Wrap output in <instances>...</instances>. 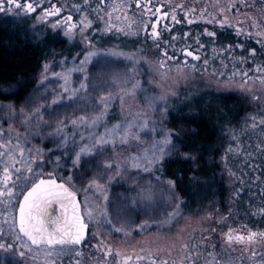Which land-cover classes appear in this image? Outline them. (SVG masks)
Segmentation results:
<instances>
[{
	"label": "rangeland",
	"instance_id": "rangeland-1",
	"mask_svg": "<svg viewBox=\"0 0 264 264\" xmlns=\"http://www.w3.org/2000/svg\"><path fill=\"white\" fill-rule=\"evenodd\" d=\"M6 9L8 10L0 11V20H11L25 27L38 41L44 40L54 31L53 23L45 19L41 20V16H30L15 8ZM63 37L67 39L66 46L59 45L48 54L42 69L31 80L33 85L28 94L22 100L0 101V106L9 105L12 109L9 111L7 107H0V131H3L4 139L11 138L15 142L18 136L20 143L27 150L28 144L24 140L28 137V133L45 140L55 129L52 126L58 125L60 120H65L63 118L70 122L79 116L95 117L102 110L100 97L109 94L113 99L106 115L95 126L85 127L89 131L83 137L105 135L115 125H122L131 120L148 121V128L138 133L140 141L130 140L128 145L117 143L114 148L104 145L103 156L97 153L100 161H114L113 168L106 170L109 179L100 181L104 185L103 190L81 191L86 188V182L91 180L95 172L86 175L83 180L78 176L77 169H72L70 173L74 188L80 193L82 208L83 201L87 199L88 206L95 217L92 222H89L90 242L81 251L85 254V258L79 260L80 263L122 264L124 257L131 256L132 259L128 261V264H151V260H156L158 264L161 259L176 261L179 264L186 254V250L183 249L185 244L189 246V250L201 253L196 264H205L208 253H212L219 263H223L219 257L218 247L221 248L224 233L231 227L228 210L223 211L216 206L199 213H185L175 181L159 176L155 166L150 171L133 168L129 157L142 154L145 148L151 149L155 142L164 138L161 121L167 118L170 101L178 99L181 94L200 93V91L216 94L236 93L247 103L257 107L264 105V86L249 82L251 90L242 88L241 85L246 78L243 79L240 74L227 76L226 74L232 73L235 69H229L225 65L192 63L184 66L181 61L171 64L170 61L163 59L152 43L143 42L145 45L148 44L149 50L142 53L136 52L130 56L122 51L121 53L113 50L112 53L102 52L88 42L81 30H75L72 35ZM79 44L81 50H77L75 57L69 59L65 50ZM124 46L122 44L117 49L120 51ZM132 47L140 48L135 42L132 43ZM161 61H165L163 67L160 66ZM45 65H50L47 71H45ZM192 65H195V69L191 67ZM69 69L72 71L70 84L67 86L78 89L80 84H85L86 89L77 92L69 99L61 98L59 104L53 105L51 99L56 98L64 86L63 79L56 77L55 73H64ZM45 76L48 78L45 79ZM23 83L26 84V81L4 86L3 89L13 92ZM134 85H138L135 88V94L129 95ZM68 95L63 93V96ZM254 95L260 96V100L252 99ZM160 96H164L165 100H159ZM64 104H66L65 110L61 114L62 111L56 108ZM42 105L44 107H41ZM37 107H40L43 121L33 117L25 123L26 117L32 116ZM52 112H56L59 119L50 118ZM113 116L115 117L113 124L105 125L108 117ZM101 127L103 130H100ZM150 129L154 130L149 131ZM133 131L135 132L136 129ZM83 142L80 140V143ZM173 146L172 142L168 145L173 150L165 156L178 155L177 149ZM140 163L144 164L146 161ZM222 168L221 177L227 179L230 188L235 183V179L224 166ZM37 169L41 168L33 165V170ZM117 170L119 175L116 174ZM79 171L83 172L82 161ZM170 181L173 182L171 186ZM146 189L152 192L151 199L147 201L141 198V193ZM232 190L231 200L235 196L234 188ZM105 196L107 199L104 198ZM20 198L21 196L15 198L13 208L20 202ZM177 204H179L178 209L175 207ZM102 210H106L107 217L112 222L111 225L105 223V217L100 214ZM0 211L6 214L4 205H0ZM173 213L176 215L172 216ZM222 219L223 223L220 222ZM164 221L167 223H163ZM144 224L148 226L140 229L139 226ZM113 225L116 227L123 225L124 232L114 231ZM93 232L96 235H93ZM125 232L128 234L126 235ZM101 241L103 246L111 249L112 255L97 249L96 246ZM149 253L153 254L151 260L137 261V256H147ZM64 256H71L73 261L77 258L74 255L65 254L58 257L57 261ZM40 259H44L43 255ZM186 263L189 264L187 261Z\"/></svg>",
	"mask_w": 264,
	"mask_h": 264
},
{
	"label": "snow or ice",
	"instance_id": "snow-or-ice-1",
	"mask_svg": "<svg viewBox=\"0 0 264 264\" xmlns=\"http://www.w3.org/2000/svg\"><path fill=\"white\" fill-rule=\"evenodd\" d=\"M41 0H27L24 4L17 2V0H0V11H6L5 5L9 8L15 7L16 9L24 8L26 12H34L36 8L33 6H40ZM100 4H103L105 0H98ZM87 4V0H84ZM151 0H144L141 3L137 0L135 7L142 10V14L147 16L149 13L151 16L156 17L155 22L152 23L151 27V37L154 40L159 39V32L156 26L160 24L161 20L170 17L172 21L179 23L180 21L176 18V8L181 9L185 12V16L190 13H197L198 10L195 8L185 9L183 4H177L173 6L172 12H163L161 15V7H149ZM215 11H209L208 7H204L199 10V15H207L210 18L207 20L209 24H217L221 28L223 27H235L237 36L247 35L251 37L252 35L264 37V10H262L259 17L248 16L246 14V19L250 22V27L256 29L255 33L252 31H246L243 27H237L229 22V17L227 13L235 8V0H230L228 4L221 5L220 0H213ZM129 5H114L113 11H118L120 8ZM80 11L79 8L76 9ZM62 9L57 7H51L50 9H42L43 15L40 17L43 20L49 16H59ZM109 19L112 17V13H107ZM117 20L120 19L119 16L116 17ZM124 22L126 24L125 28H119L118 31L124 32L125 35H135L136 33L131 31L133 23H137L130 19L126 14L124 16ZM192 20H188V23H192ZM139 24L147 29L148 25L145 21H138ZM243 24V22H240ZM91 26V21L87 20L84 16L78 23H72V16L63 17L61 20H57L52 24V27L63 28V34L65 36L72 35L73 31L79 27L83 32L88 27ZM114 25H109L105 31H111ZM167 28V26H165ZM170 30V29H168ZM204 35L210 38L216 37L215 31H205ZM175 39V37L173 38ZM196 43L199 44V38L197 37ZM257 43H261L260 40ZM159 46V45H157ZM239 47V45H237ZM203 48V45H200ZM232 46H228L226 49L221 51H232ZM199 49L189 51L187 49L182 50V54L192 57L194 60H201V56L195 54ZM215 51V50H213ZM251 54L255 55V50H252ZM163 56L166 60H171L173 57H169L167 51L163 52ZM87 58L85 59V63ZM186 63V62H185ZM205 65L208 64V60L202 61ZM165 61L160 62V66L163 67ZM50 65H45V71L49 69ZM195 69V65L191 66ZM72 69L67 70L64 73H55V76L63 79L64 86H62L60 93L56 98L51 99V104H59L61 98L69 99L79 91H84L86 89L85 84H80L78 89H72L67 85L70 84V75ZM255 72L264 74V67L257 66ZM238 73H234L236 75ZM246 78L242 83L241 87L247 90H251L249 82L251 84H260L264 86V75L251 77L247 72L243 73ZM48 77L45 76V79ZM43 82V81H42ZM138 85H134L133 88L128 93L129 95L135 94V88ZM63 93H68V96H63ZM113 97L111 94L107 96L100 97L101 111L95 117L79 116L76 119H72L70 123L74 126H85L92 127L95 126L99 121H101L107 113L108 106L112 101ZM159 100H165L164 96L158 97ZM254 100H260V96L254 95L252 97ZM123 100V97H121ZM0 107H7L11 111V106L3 105ZM41 107H44L43 105ZM36 120L43 121V116L40 111V107H37L32 113V116L26 117L25 123H27L32 118ZM57 116L56 112L50 114V118ZM255 121V118H252ZM259 123L264 124V120L259 121ZM256 124H253L255 127ZM56 132L53 133L55 136H61V140L57 141L61 143L62 146H66L71 138L63 135L64 128L66 127L63 120H60L58 125H53ZM148 128V121L141 119L127 121L125 123L115 125L111 130L105 133V135H93L91 137L85 138L81 135L80 139L84 141L77 145L73 151L72 166L77 169L78 176L83 180L86 175L91 173H96L92 175L91 180L86 182V188L81 191H86L87 189L103 190L104 185L100 182L101 180L107 181L109 178L106 174L107 169L113 168V162H104L98 160L97 153L99 156H103V146L108 145L112 148L116 146L117 143L120 145H128L129 141H140L139 132ZM133 129H136L134 132ZM150 129L149 131H153ZM164 138L160 141L155 142L151 149L145 148L140 155L131 156L129 159L132 161L133 168H142L144 171H150L151 168L159 164L165 155L169 154L173 148L168 147L171 144L170 134H163ZM89 141H91L89 143ZM75 143V141H73ZM174 147V146H173ZM231 151V149H229ZM27 153V154H26ZM39 157L41 162L43 160V153L39 149H25L20 143V139L17 136L15 142L13 139H4L3 131H0V205H4L6 214L0 211V264H27L29 260L36 264L39 257L43 255V264H57V258L65 254H73L75 257L79 258L82 256V252L79 251V246L85 241L88 223L92 222L95 217L92 210L88 206V201L85 199L83 201V212L81 211V205L77 201L76 192L71 191L66 185H72L75 187L72 181V176L68 175L66 177H60L58 182L57 177L49 172L45 174L41 169L33 170V165L37 163L36 158ZM83 158V172H80L81 159ZM111 159V158H110ZM141 161H146L142 164ZM56 163H59L57 159ZM100 170L99 172L97 170ZM119 175V171H116ZM173 182H169L171 186ZM27 186V187H25ZM19 189V190H18ZM17 196H21V201L15 205L13 208V201ZM152 197V192L146 189L141 193V198L145 201L150 200ZM107 199V197H104ZM56 206L58 214H54L53 209ZM178 209L179 204L175 205ZM105 217V223L111 225V220L107 217L106 210H102L100 213ZM260 214L264 215V208L260 210ZM173 213L172 216H175ZM226 219V218H225ZM223 223V219L220 221ZM163 223H167L164 221ZM5 225L7 227H5ZM148 225H140V229L146 228ZM113 230L116 232H124V226L116 227L112 226ZM127 235L128 233L125 232ZM93 235H96L93 232ZM225 243L229 246L233 244L251 246L264 242V232H255L247 229L244 226L242 229L229 228L224 233ZM98 250L105 251L107 255H112L111 249L103 246L101 241L97 246ZM183 249L186 250V254L180 260L179 264H196V260L199 259L201 253L193 252L189 250L187 244L183 245ZM143 251V250H142ZM119 255V253H117ZM153 254L149 253L147 256H137V261L139 260H151ZM259 256V262L256 261V257ZM211 258V259H209ZM251 258L253 259V264H264V252H258L253 249L251 251ZM132 259L131 256L124 257L122 264H128V261ZM75 264H80L79 259L75 260ZM151 264H157L156 260H151ZM158 264H177L176 261H169L167 259H161ZM205 264H219L215 256L212 253H208L205 258Z\"/></svg>",
	"mask_w": 264,
	"mask_h": 264
},
{
	"label": "trees",
	"instance_id": "trees-1",
	"mask_svg": "<svg viewBox=\"0 0 264 264\" xmlns=\"http://www.w3.org/2000/svg\"><path fill=\"white\" fill-rule=\"evenodd\" d=\"M58 37L59 34H49L38 41L25 27L11 20H0V101L22 100L28 94L33 85L31 80L54 50ZM77 50H81L80 45L66 49L65 54L70 59L75 57ZM254 65L247 64L246 67L251 71ZM23 80L26 84L23 83L16 91L3 89ZM169 104L167 118L161 121V130L163 134H170L178 155L164 156L155 165V170L159 176L175 181L184 212L194 214L218 206L223 211L228 210L231 226L263 229L264 215L260 210L264 208V124L259 121L264 120V105L253 107L236 93L207 91L181 94ZM65 106L56 109L63 114ZM108 118L105 125H112L115 117ZM63 119L66 125L63 135L71 138L66 146L57 142L61 136L53 135L56 129L45 140L31 133L24 140L28 149H39L43 153L42 162L37 157L35 167H40L45 174L52 172L59 178L70 175L74 169L73 151L80 143L81 135L85 136L89 131L83 125L77 127ZM81 161L84 163L83 158ZM223 166L235 179L230 188L227 179L221 177ZM233 188L235 196L231 200ZM89 239L90 234L79 251L86 247ZM218 248L221 262L225 264H253L251 252L246 254L235 245L229 246L225 240ZM84 258L82 253L76 259ZM255 259L259 262L258 257ZM43 260L39 257L36 264H43ZM27 263L33 264L31 260ZM57 264H75V261L71 256H64L58 259Z\"/></svg>",
	"mask_w": 264,
	"mask_h": 264
},
{
	"label": "flooded vegetation",
	"instance_id": "flooded-vegetation-1",
	"mask_svg": "<svg viewBox=\"0 0 264 264\" xmlns=\"http://www.w3.org/2000/svg\"><path fill=\"white\" fill-rule=\"evenodd\" d=\"M17 2L24 4L27 0H17ZM136 2L137 0H105L103 4H100L98 0H87V4H85L84 0H41L40 6H36L35 3L33 4L36 8L34 12H26L23 7L20 9H16L15 7L12 8L36 17L43 15L42 9L47 10L53 6L61 8L62 11L59 16L44 18L50 23H55L57 20H61L63 17L69 15L72 16V23H78L80 19L86 16L87 20L91 21V26L83 31L84 35H86V39L105 53H112V50L117 53H121L122 51L124 54L132 56L136 54V52L142 53L148 51V44L152 43L154 44L153 47L155 46V49L158 50L162 56L163 52L167 51L168 56L173 57V59L168 60L171 64H177L181 61L184 66H188L192 63H202L203 60L207 59L208 64H211V66L225 65L229 67V69L234 68L235 71L226 74L229 77H232L234 73H238L236 75L240 74L244 79V72H247L251 77L263 75L255 72V68L258 65L263 67L264 37L256 35H252L251 37L247 35L237 36L235 34V27L226 26L221 28L217 24L207 23L210 17L207 15L200 16L199 10L208 7L209 11L214 12L213 0H151L149 7H152L153 10L155 7H161V15L163 12L171 13L173 6L177 4H183L185 9L195 8L198 10L197 13H190L185 16L184 11L176 8V18L180 22L176 23L172 21L170 17L161 20L160 24L156 26L159 32L158 40H154L150 35L152 23L155 22L156 17L151 16L150 13L147 16L143 15L142 10L135 7ZM140 2L144 3V0H140ZM229 2L230 0H220L221 5L228 4ZM124 4L129 6L120 8L118 11H113L114 5ZM5 8H9L8 5H5ZM77 8H79L80 11H77ZM262 10H264V0H235V8L229 11L227 15L231 24L237 27H243L246 31L255 33L257 30L250 27V22L246 19V14L248 16L259 17ZM109 12L112 13L111 19L107 16ZM125 14L130 19L137 22L133 23L131 28V31L136 33L135 35H125L124 32L117 30L119 28L126 29V24L124 22ZM117 16L120 17L119 20L116 19ZM141 20L147 23V29H144V26L138 23V21ZM188 20H192L193 22L188 23ZM240 22H243V24ZM109 25H114V27L111 31H105ZM165 26H167V28ZM75 30H80V28L77 27ZM75 30L73 32H75ZM206 30L215 31L217 34L216 37L213 39L204 35ZM55 34H59L58 40L54 44L55 47L59 45L63 47L66 46L67 39L63 37V28H55L54 31L50 33L52 36ZM174 37L175 39H173ZM197 37L199 38V44L196 43ZM258 40H260L261 43H257ZM133 42H136L138 48H140L134 49L131 45ZM143 42H147L148 44L145 45ZM122 44L125 46L119 51L117 47ZM200 45H203V48H200ZM237 45H239V47H237ZM228 46H232L233 50L221 51L222 49L228 48ZM183 49H190L192 51L199 49L197 53L200 52L202 54L201 60H199V62L192 58L186 60L185 55L182 54ZM252 50H255L254 56L251 54ZM163 59L166 60L164 56ZM247 64L255 65L254 68L249 71L250 69L246 67ZM238 66L240 68H238ZM230 228L242 229V227L238 228L234 226ZM250 230L258 233L264 232V228L261 230ZM233 245L246 254L253 249L258 252H264V242L251 246ZM257 257L260 259L259 256Z\"/></svg>",
	"mask_w": 264,
	"mask_h": 264
},
{
	"label": "water",
	"instance_id": "water-1",
	"mask_svg": "<svg viewBox=\"0 0 264 264\" xmlns=\"http://www.w3.org/2000/svg\"><path fill=\"white\" fill-rule=\"evenodd\" d=\"M187 50L192 51V50H190V49H187ZM195 54L200 55L201 58H202V54H201L200 52H199V53L196 52ZM185 57H186V60H188V58H192V57H189V56H186V55H185ZM195 61L199 62V60H195ZM55 176H56V175H55ZM56 177H57V179H58V182H60V181H59V177H58V176H56ZM66 186H68V187L70 188L71 191L76 192L77 201L80 203V205H81V211L83 212V208H82V200H81V197H80V193H79L74 187H72L71 185H66ZM20 199H22V197H21ZM20 201H21V200H20ZM53 212H54V214H58V210L56 209V206H54ZM85 222L88 223L87 234H86L85 241H84L79 247H81V246H83V245L85 244V242L87 241V238H88V236H89V233H90V229H89V228H90V223L87 222V221H85ZM144 264H148V263H144Z\"/></svg>",
	"mask_w": 264,
	"mask_h": 264
}]
</instances>
